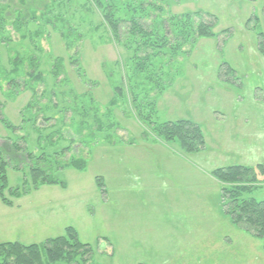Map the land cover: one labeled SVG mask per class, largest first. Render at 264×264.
<instances>
[{
    "label": "rangeland",
    "instance_id": "obj_1",
    "mask_svg": "<svg viewBox=\"0 0 264 264\" xmlns=\"http://www.w3.org/2000/svg\"><path fill=\"white\" fill-rule=\"evenodd\" d=\"M13 1L16 9L27 7L29 15L36 14L39 18L33 31L41 28L43 32L38 40L40 48L49 56L64 60L60 79L65 82L58 92L66 95V100L60 96L54 103L58 101L59 107L67 112L62 114L63 120L57 116L59 119L51 123L54 130L62 129L63 137L49 151L55 153L70 147V153L52 159L56 166L72 158L86 160L88 166L83 173L73 169L53 172L67 184L66 190L44 186L14 200L13 207H7L0 199V242L41 244L65 235L66 229L72 227L84 244L93 247L95 264H264V240L241 231L222 214L218 180L206 174L196 177L200 180L192 186L183 174L184 170L192 171L190 167L202 173L235 165L264 164V58L256 52L257 33H264V0H166L174 14L201 11L217 19L218 37L199 40L191 54L180 56L179 63L171 67L172 74L178 73L173 86L162 96L152 98L157 100L154 121L191 120L202 128L206 147L198 154L183 156L163 145L174 155L171 165L168 157L169 163L164 159L157 161L156 153L148 147L162 144H154L151 138L147 141L151 146L132 148L142 153L141 158L125 161L124 171V167L118 171L116 164L124 152L120 140L127 141L132 136L139 144L146 142L142 138L146 127L140 124L126 99V90L124 97L119 98L120 108L110 106L115 88H128L127 53L111 42L109 29L89 0ZM14 15L19 14L12 13L11 17ZM42 15H47L46 20L55 16L57 27L45 25ZM56 28L69 40H64ZM8 29L16 43L11 46L19 50L20 35L11 27ZM26 43L23 44L28 46ZM78 55L82 78L77 68L69 64ZM46 56L42 55L45 63ZM4 60H7L5 55ZM51 68L50 63L43 66L46 71ZM228 68L234 73H229ZM77 95L80 97L76 101ZM30 100V92L15 100L0 92L3 114L17 126ZM83 106L88 117L75 113L77 107ZM244 131L250 132L256 148L247 146L246 141L253 140ZM28 134L17 133L19 137ZM9 135L0 123V147L3 148ZM34 140L29 142L30 149L34 148ZM115 143L117 147L113 146ZM12 164L8 173L10 188L22 187L24 173L14 169L19 166L17 159ZM117 171L130 174L126 182L121 176L113 179ZM165 171L171 175H165ZM100 174L117 185L138 177H144L148 184L137 191L124 189L123 194L122 186L108 188L104 196L95 184ZM193 189L199 194L198 201L192 195L187 201H179L180 191L186 194ZM115 192L121 193V198H128L126 207L125 202L115 206L117 198H112ZM106 197L110 198L104 204L102 200ZM253 197L264 201V187ZM211 203L217 208L212 216L208 211ZM182 231L187 237L195 233L197 237L181 243Z\"/></svg>",
    "mask_w": 264,
    "mask_h": 264
},
{
    "label": "trees",
    "instance_id": "obj_2",
    "mask_svg": "<svg viewBox=\"0 0 264 264\" xmlns=\"http://www.w3.org/2000/svg\"><path fill=\"white\" fill-rule=\"evenodd\" d=\"M89 2L109 29L111 42L120 45L128 55L125 82L128 88H115L111 108L119 107V98L124 97L126 90V99L140 124L146 127L142 134L143 140L147 142L154 138V143H161L183 156L202 152L206 147L202 128L191 120L157 123L154 121L157 100L152 98L156 95L162 96L173 86L178 73L172 74L171 67L179 63L180 56L191 54L199 40L218 37L215 32L217 19L201 11L174 14L169 10L170 3L166 0ZM13 3V0L8 3L0 1V92L12 100L30 92L31 100L21 112L22 121L19 126L5 117L3 104L0 102V123L10 134L5 139L3 148L0 147V199L7 207H13L14 200H19L44 186L66 189L67 184L55 177L54 171L73 169L85 172L88 166L86 160L77 158L56 166L52 159L65 157L70 153V147L55 153L49 151V148L63 137L62 129L54 130L55 126L51 123L59 119L57 116L63 120L65 117L62 114L67 112V109L59 107L58 101L54 103L60 96L66 100V95L58 92L61 83L65 82L60 79L63 75L64 60L60 57L53 58L40 48L38 40L42 38L43 32H40L41 28L33 31V26L37 25L39 18L36 14L29 15L27 7L16 9ZM28 11L30 12L29 9ZM12 13L19 15L11 17ZM45 16L47 15L41 16L45 25L57 27L55 16L51 15L47 20ZM9 27L20 35L22 41H18L19 50L14 47L16 43ZM58 32L64 40H69L61 30ZM257 35L256 50L264 57V33L259 32ZM25 41L28 46L23 44ZM185 46L190 49L186 50ZM43 54L47 55L46 63L42 60ZM49 63L52 68L49 71L44 70L43 66ZM69 64L77 68L82 78L84 74L79 55L70 59ZM228 70L229 73H234L230 68ZM170 75L171 78L168 77ZM5 86L8 87L7 90ZM77 97L80 96L74 97L76 101ZM58 108V113H55ZM75 113L82 117L89 116L84 106L81 109L77 107ZM20 131H27L29 134L19 137L17 133ZM31 139H35L32 149L29 147ZM119 143L134 145L136 142L130 136L129 140L121 139ZM72 145L73 143L71 147ZM13 159L19 162V166L14 169L24 173L22 187L10 188L8 173ZM24 161H27V164L24 165ZM211 174L221 186L219 204L222 214L241 231L253 238L264 240V201L253 197L258 189L264 187V164L256 167L235 165L218 168ZM95 183L99 190H105L101 177H97ZM92 252L93 247L84 244L78 232L68 227L65 235L47 239L41 244L0 242V264H95L92 262Z\"/></svg>",
    "mask_w": 264,
    "mask_h": 264
},
{
    "label": "crops",
    "instance_id": "obj_3",
    "mask_svg": "<svg viewBox=\"0 0 264 264\" xmlns=\"http://www.w3.org/2000/svg\"><path fill=\"white\" fill-rule=\"evenodd\" d=\"M256 1H258V0H256ZM203 40H205V39H203ZM209 40H211V39H209ZM257 53H258V51H256ZM259 54V53H258ZM262 56V55H261ZM263 57V56H262ZM264 58V57H263ZM257 131H260L259 129H257ZM244 133H246L245 134V136H247L249 139H251V140H253V137H252V135H250V132H248V131H244ZM254 141L255 140H253L252 142L251 141H246V144H247V146L248 147H252V148H256V144L254 143ZM145 142V141H144ZM154 144H156V143H154ZM157 144H159V143H157ZM122 145V147H124V152H123V156L121 155L120 156V158H118L117 159V161H116V164H117V170L119 171V169H121L122 167H124V169H123V171L126 169L125 168V166H126V163H125V161H127V160H130V159H132V161H136V159L138 160L139 158H141V155H142V153L141 152H139V151H133L134 149H132L133 147H141V146H146V147H148V146H151V145H149V144H147V142H145V143H143L142 142V144H139V143H135L134 145H126V144H121ZM114 147H117V145H113ZM165 147V146H164ZM129 148H131V150H128ZM148 148H152L153 149V153H156V154H154L156 157H157V161H159V160H163L164 159V161L166 160L167 161V159H166V157H168L169 159H171V161H170V164L174 161L172 158L174 157V155L172 154V152L171 151H169V150H167V149H164L163 148V145H156V146H154V145H152V147H148ZM145 152H148V151H146L145 150ZM114 154H116V153H114ZM198 154V153H197ZM176 157V156H175ZM140 161V160H139ZM178 161V160H177ZM168 162V161H167ZM169 163V162H168ZM134 165H135V167H136V164H135V162L133 163ZM138 164H139V162H138ZM172 165V164H171ZM175 165V164H174ZM176 166V165H175ZM190 169L194 172V174L192 173V171H188V170H184L183 171V174H184V176L187 178V180H188V183L187 184H189V185H194L195 183H197V179L198 178H196V177H203V176H206V174H210L211 175V173L214 171V170H207V171H205V172H202V173H197L196 171H195V169L194 168H192V167H190ZM117 171V172H118ZM80 173V172H79ZM81 173H83V172H81ZM203 174V175H202ZM130 176V174L129 173H126V172H124L123 174L122 173H117V174H114L113 175V179H116V180H118L119 178H120V176L121 177H124V181L126 182V178H127V176ZM162 175H164V174H162ZM165 175H171L169 172H167V171H165ZM197 175V176H196ZM141 176V175H140ZM97 177H101L102 179H103V181H104V184H105V190L104 191H102V190H100L101 191V194H108L107 193V189L109 188L110 190H112V188H115L116 186H119V187H123V190H122V194H123V192H124V189H126L127 191L130 189V188H132V190H135V191H137L138 189H144V188H146V186H147V184H148V182L147 181H145L143 178L144 177H138L135 181L134 180H130L129 178H128V183H122V184H120V185H117V184H113V183H111L110 182V180H109V182L105 179V177L102 175V174H100L99 176H97ZM96 177V178H97ZM198 180H200V179H198ZM207 180V179H206ZM133 182V183H132ZM96 184V183H95ZM97 186V185H96ZM150 186H155L154 184H150ZM149 186V187H150ZM67 189V188H66ZM66 189H64V190H66ZM97 189H99L98 187H97ZM118 193V192H117ZM116 192L115 193H112V198L114 199V198H117V201L116 202H114L115 203V206H120V204L121 203H124L125 202V207L127 206V204L129 203V202H127L128 201V198H121L123 195L120 193V194H117ZM151 193V192H150ZM105 194H104V196H105ZM190 195H192V196H196V201H198V196H199V194L196 192V190H191L190 192H188V193H182L181 191H180V194H179V201H182L183 202V199H184V201H187V199H189L188 197L190 196ZM129 196V194H128V192H126L125 193V197H128ZM109 198L110 197H108V199H107V197L104 199V200H102V202L104 203V204H106V202L109 200ZM107 199V200H106ZM113 203V204H114ZM208 211L209 212H211V216H212V213H216V211H217V208H216V206L214 205V204H212L211 203V210H209V207H208ZM196 232V231H195ZM180 235V237H182L183 239H181V243H189L193 238H195V237H197V234L195 233L194 235H190L189 236V234H188V237H187V234H185L184 233V231H182V233H180L179 234Z\"/></svg>",
    "mask_w": 264,
    "mask_h": 264
}]
</instances>
